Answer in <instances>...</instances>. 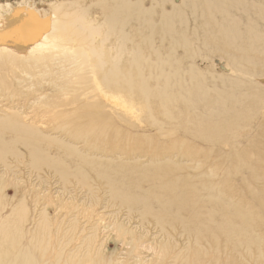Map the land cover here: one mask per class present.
<instances>
[{
	"label": "bare ground",
	"instance_id": "obj_1",
	"mask_svg": "<svg viewBox=\"0 0 264 264\" xmlns=\"http://www.w3.org/2000/svg\"><path fill=\"white\" fill-rule=\"evenodd\" d=\"M150 1L148 7L141 0L107 2L96 27L89 25L93 21L87 10L71 14L77 30L69 33L70 39L91 48L87 53L80 48L73 57L80 68L73 90L82 100L105 96L94 106L103 111L115 101L122 107L123 114L101 115L113 124L108 130L115 138L92 135L91 146L124 155L139 149L156 161L176 152L195 161L197 172L183 175L182 167L172 163L143 171L117 164L96 174L122 204L191 239L189 249L176 257L178 264H231L236 258L231 252L247 251L246 245L255 246L259 235L264 239V0ZM136 37L150 56L142 53ZM94 41L98 48L91 47ZM156 44L163 53L153 51ZM177 52L181 55L175 58ZM216 55L222 62L212 63V69L226 70L228 76L207 77L194 67L198 61L211 63ZM132 100L160 134L171 131L180 137L165 144L135 135L121 140V128L136 131L140 120L125 113ZM174 119L176 127L164 126ZM14 126V140L22 142L19 134L25 129ZM35 252L21 248L17 264H39L44 252ZM0 261H9V256L5 253Z\"/></svg>",
	"mask_w": 264,
	"mask_h": 264
},
{
	"label": "rangeland",
	"instance_id": "obj_2",
	"mask_svg": "<svg viewBox=\"0 0 264 264\" xmlns=\"http://www.w3.org/2000/svg\"><path fill=\"white\" fill-rule=\"evenodd\" d=\"M141 1L146 7L151 3ZM107 2L112 0H0V258L4 260L6 253L12 264L18 263L21 248L43 251L39 264H49L46 259L53 264H178L176 257L192 243L179 229L161 228L150 216L143 217L137 208L122 204L96 174L117 164L143 171L172 163L182 167L183 175L197 172L195 161L176 152L156 161L139 149L124 155L88 144L96 134L103 140L115 138L108 130L113 124L104 122L101 115L117 116L122 107L115 101L107 103L108 111H103L94 106L103 103L105 96L76 97L73 83L76 88L80 68L73 59L80 48L86 49L82 53L91 48L70 39L69 33L77 30L71 26V14L87 10V18L93 21L89 25L96 27L101 25ZM173 2L179 5L181 0ZM169 6L165 4V9ZM136 41L140 42V37ZM139 44L142 53L150 56L147 47ZM99 46L94 41L91 47ZM154 49L163 53L158 44ZM179 55L177 52L175 58ZM213 58L211 63L198 61L194 67L207 77L212 73L228 76L229 72L220 68L214 72L212 63L222 59ZM91 59L89 63L94 62ZM130 104L125 113L140 120L136 131L121 128V140L135 135L165 144L179 136L171 131L160 134L136 101ZM15 124L25 129L19 134L22 142L14 140ZM164 126L176 127L177 120L166 121ZM106 147L111 148L110 144ZM261 234L264 236V231ZM259 237L255 246L246 245L247 251L239 248L231 252V257H236L231 264H264V239Z\"/></svg>",
	"mask_w": 264,
	"mask_h": 264
}]
</instances>
